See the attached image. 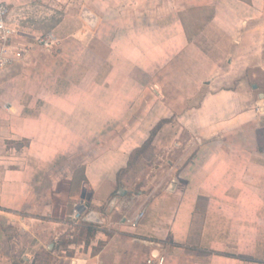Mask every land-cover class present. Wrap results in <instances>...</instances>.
Returning <instances> with one entry per match:
<instances>
[{
	"label": "crops",
	"instance_id": "1",
	"mask_svg": "<svg viewBox=\"0 0 264 264\" xmlns=\"http://www.w3.org/2000/svg\"><path fill=\"white\" fill-rule=\"evenodd\" d=\"M5 1L10 23L23 3L64 7ZM175 2L72 0L44 35L15 24L13 40L28 50L0 69V264H264V99L236 86L242 75L212 88L228 78L218 62L196 107L164 90L155 73L176 69L193 45ZM211 3L209 25L228 12ZM171 114L189 134L162 166L169 183L149 200L130 194L119 169ZM81 199L86 211L72 229Z\"/></svg>",
	"mask_w": 264,
	"mask_h": 264
},
{
	"label": "rangeland",
	"instance_id": "2",
	"mask_svg": "<svg viewBox=\"0 0 264 264\" xmlns=\"http://www.w3.org/2000/svg\"><path fill=\"white\" fill-rule=\"evenodd\" d=\"M71 1H60L64 5L60 9H57L52 1L42 4L43 7L36 5L35 8L33 1L23 3V9L20 11L23 13L22 17L17 15L12 19L13 21L11 20V23L17 28L19 25V27L25 26L39 30L44 35V32L61 20L59 15L65 14L63 10ZM220 1L225 6V8H221L228 12L221 15L223 18L214 19L210 25V18L214 13L212 0H188L187 2L177 0L174 4L177 8L176 20L181 23L188 43L192 42L193 45L187 52H184L182 57L177 56L176 69L174 67H171L170 70L162 68L163 72L159 70L155 74L160 75L161 80L164 81V90L169 93L173 90L177 93L178 91L184 92L186 97L179 101L181 103L185 101V108L197 106L209 87V82H204V80L212 76V71L216 70L213 64L217 62L220 65L223 64L220 72L226 74L228 78L216 81L212 84V88L233 87L235 83L229 81L234 76L242 75L245 77L244 82L236 84V86L251 91L257 100L264 99V0ZM203 3H209V5H200ZM45 19L46 21L43 22ZM84 20L88 22L87 19ZM95 42L97 43V41ZM183 56L186 58L184 63ZM205 63L208 64L207 68L202 65ZM230 64L232 67H229ZM102 71L104 72V70ZM103 72L97 76L96 80H99ZM81 73L84 75L83 71ZM133 74L132 76H134ZM173 74L177 78L174 83L172 82L173 78L170 79L171 81L167 79L173 77ZM83 81L80 84L81 87L87 85ZM252 85L256 87L252 88ZM146 87L147 83L144 88L146 89ZM127 89L134 90L131 83L128 84ZM258 94H262L263 97ZM175 122L176 124H174ZM181 124L182 122L176 120L175 114L160 119L158 125H154L155 128L151 136L149 135L151 130L149 131V141L145 143L148 138L146 137L138 147H135L127 155L126 164L117 173V180L130 190V194L143 193L149 200L169 183L171 175L162 166L169 165V159L173 157L169 150L173 147L174 140L185 142L183 139L188 137V131L185 133ZM82 149L86 150L87 148ZM192 152L194 151L192 150Z\"/></svg>",
	"mask_w": 264,
	"mask_h": 264
},
{
	"label": "built area",
	"instance_id": "3",
	"mask_svg": "<svg viewBox=\"0 0 264 264\" xmlns=\"http://www.w3.org/2000/svg\"><path fill=\"white\" fill-rule=\"evenodd\" d=\"M10 7L5 0H0V69L6 68L13 64L18 58L22 57L28 50V45L16 43L13 38L17 34L18 28L9 22ZM45 46H49L52 42H48L38 38ZM86 211L85 201L78 200L71 208L68 215L67 225L74 229L79 227L83 221V214ZM143 217V212H139L132 220V226H136ZM164 258L159 257L157 260L149 259L148 264H163Z\"/></svg>",
	"mask_w": 264,
	"mask_h": 264
},
{
	"label": "water",
	"instance_id": "4",
	"mask_svg": "<svg viewBox=\"0 0 264 264\" xmlns=\"http://www.w3.org/2000/svg\"><path fill=\"white\" fill-rule=\"evenodd\" d=\"M82 17H83L84 19H87L88 21L90 20V21L93 22V17H92V15H89V16H88L86 12H84V14H83ZM255 87H256L255 85H252V88H255ZM260 96L263 97L262 94H260ZM173 185H174V183H171V184H170V186H169V190L172 189ZM118 193H119L120 195L122 194L120 191H118Z\"/></svg>",
	"mask_w": 264,
	"mask_h": 264
},
{
	"label": "trees",
	"instance_id": "5",
	"mask_svg": "<svg viewBox=\"0 0 264 264\" xmlns=\"http://www.w3.org/2000/svg\"><path fill=\"white\" fill-rule=\"evenodd\" d=\"M210 19H211V18H210ZM159 122H160V121H158L157 124H156L155 126H157ZM155 126L151 129V132H150V134H149L150 136L153 134L152 131L154 130ZM150 136L146 139L145 143H147V141H149ZM145 143H144V144H145Z\"/></svg>",
	"mask_w": 264,
	"mask_h": 264
}]
</instances>
